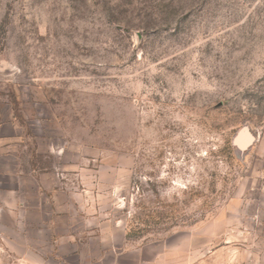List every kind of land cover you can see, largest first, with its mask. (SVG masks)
I'll return each instance as SVG.
<instances>
[{"label":"rangeland","instance_id":"1","mask_svg":"<svg viewBox=\"0 0 264 264\" xmlns=\"http://www.w3.org/2000/svg\"><path fill=\"white\" fill-rule=\"evenodd\" d=\"M0 264H264V0H0Z\"/></svg>","mask_w":264,"mask_h":264}]
</instances>
